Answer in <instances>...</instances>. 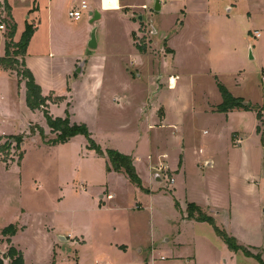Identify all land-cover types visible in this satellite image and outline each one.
Returning <instances> with one entry per match:
<instances>
[{
	"label": "rangeland",
	"instance_id": "1",
	"mask_svg": "<svg viewBox=\"0 0 264 264\" xmlns=\"http://www.w3.org/2000/svg\"><path fill=\"white\" fill-rule=\"evenodd\" d=\"M48 1L39 0L37 16L33 0L14 5L19 18L26 10L23 17L39 26L33 54L45 53L50 66L36 65L35 73L38 83L53 91L47 92L51 115L69 113L72 123L85 124L103 151L131 153L138 146L145 187H150L147 156L166 152L172 171L183 163L175 184L165 167L152 171L162 181L155 183L150 200L143 199L141 187L108 174L106 157L89 148L85 134L47 145L57 134L43 112H31L26 90L0 72V136L9 134L3 142H10L1 155L9 166L0 160V257L8 251L2 230L14 224L25 227L14 245L26 264H146L151 248L157 264H170L175 246L181 264H261L242 250L231 251L212 225L191 223L202 215L212 218L264 260V119L257 133L255 110L214 111L222 103L221 83L234 97L261 108L264 118V0H160V12L156 0H121L120 13L104 12L94 23L97 50L88 48L95 1L84 0L89 10L80 21L68 14L83 0L49 9L55 29L51 42ZM2 38L0 32V46ZM138 44L153 56L141 55ZM84 52H90L83 57L85 73L69 79ZM169 76L177 90H169ZM173 96L179 97L176 103ZM159 103L169 115L160 129L155 124ZM18 135L24 136L25 149L9 140ZM112 192L117 197L111 201ZM191 203L197 207L189 208ZM117 244L128 246L129 253Z\"/></svg>",
	"mask_w": 264,
	"mask_h": 264
},
{
	"label": "trees",
	"instance_id": "2",
	"mask_svg": "<svg viewBox=\"0 0 264 264\" xmlns=\"http://www.w3.org/2000/svg\"><path fill=\"white\" fill-rule=\"evenodd\" d=\"M3 11L7 13V16L10 18V7L7 2L3 4ZM2 22L8 24V32L6 35V43H5V56L0 57V68L15 72L19 83L24 82L26 87V105L27 107L35 112V111H42L43 115L46 119L48 127L51 129L52 132L57 134V137L54 140L48 142L50 145H57V144H65L69 142L73 137L81 134H85L87 136L89 142V148L94 150L96 154L101 157L107 158V171H115L121 172L127 175L129 180L136 184L137 186L142 188V181L137 174L136 168L133 163V158L130 155L122 154L114 149H107L103 151L102 148L90 137L88 133L87 126L85 124H76L72 123L70 120L69 113H66L65 118L61 117H53L48 110V103L51 101L50 97L44 96L41 86L36 82L35 76L33 75L32 71L27 67L24 57L26 55L28 46L30 41L36 31V28L32 25L27 24L24 33L18 43L14 41V37L16 34V24L9 21V19H4ZM136 48L145 53L147 47L145 45H136ZM218 90L222 97V103L217 106L216 111L220 113H229L235 109H244L247 111L255 110L257 112V119L262 123V109L258 108L257 106H253L248 102H245V99L240 97H234L233 94L221 83H218ZM61 99V98H60ZM246 103V104H245ZM41 133L43 139H45V135L43 130L37 127ZM257 132H261L260 126L257 128ZM2 137H0V141ZM9 140H13L17 144V148L20 149L21 145L24 143V136H11ZM10 142H6L0 145V154L4 157V154L9 150ZM24 158V154L21 153L19 155L20 161ZM1 160L9 166L6 159ZM190 207H197L195 204L191 203ZM189 216L194 218V213L190 210ZM196 220V219H195ZM196 221L202 223H208L214 227L216 234L225 242L228 248L231 251H244L248 256L255 257L259 260L261 264H264V260L261 258L260 255H254L249 251H246L242 246L237 244L235 238L230 237L224 231L219 229L212 218L200 216ZM18 232V227L14 224L7 226L2 230V235L7 238L9 245H11L10 238L15 236ZM4 259H9V264H25V259L23 252L18 250L14 246H10L7 253L4 254L3 257H0V264H4Z\"/></svg>",
	"mask_w": 264,
	"mask_h": 264
},
{
	"label": "crops",
	"instance_id": "3",
	"mask_svg": "<svg viewBox=\"0 0 264 264\" xmlns=\"http://www.w3.org/2000/svg\"><path fill=\"white\" fill-rule=\"evenodd\" d=\"M14 1H17V4L20 6V7H22V5H24V4H26V2H28L29 0H0V24H3L4 26H5V30H0V32L2 33V35H3V38L1 39V46H0V57H4L5 56V43H6V35H7V32H8V24L7 23H5V22H2V20H4L5 18L6 19H9V21H11L12 23H15L16 24V27H17V29H16V34H15V37H14V41L16 42V43H18L19 41H20V39H21V37H22V34L24 33V31H25V29H26V25L27 24H29V25H32L33 27H35L36 28V31H35V33H34V35H33V37H32V39H31V41H30V44H29V46H28V49H27V52H26V55H25V57H24V60H25V63H26V65H27V67L32 71V73H33V75L35 76V79H36V82L38 83V81H37V75H36V73H35V66L37 65V66H43V68L44 69H46V68H48L50 65H49V62L47 61V58H46V54L45 53H42V52H38V50H36V52L37 53H34L33 54V48H34V46H35V44L38 42V39H39V36H38V31H39V26H37L36 25V22L35 23H31V22H29L28 20H29V18H30V16H26V17H23V11H26V10H23L22 11V18H19V14L20 13H18V11H17V9L15 8V5H14ZM34 2H33V14L34 15H38L39 13H40V6H41V4H42V2L40 1V3H39V0H33ZM67 0H49L48 1V5H47V10H48V18H47V22H46V29H47V31H48V34H49V32H51V38H50V42H51V40L52 41H54V34H55V29H54V27H53V25H52V18H50V16H49V9H60L61 7H63V5H64V3L66 2ZM95 1V10H97L98 9V11H100V13H101V15H102V17H103V15H104V12H117V13H120V10H109V9H105V7H104V5H103V0H94ZM119 1V6L121 7V0H118ZM5 2H7L8 3V5H9V7H10V12H11V16H10V18L7 16V13L6 12H4L3 11V9H4V7H3V4L5 3ZM83 2H85L86 4H87V2L86 1H82L81 2V4L83 3ZM37 3H38V5H37ZM80 4V5H81ZM88 5V4H87ZM162 6V5H161ZM80 7V6H79ZM78 7V8H79ZM88 10H89V7H88ZM87 10V11H88ZM231 10H229V12H230ZM84 12H86V11H84ZM83 12V13H84ZM31 13V12H30ZM91 14V11H90V13H89V15ZM91 16V15H90ZM102 17H101V19H102ZM92 19V18H91ZM100 19V20H101ZM72 20V19H71ZM81 20V19H80ZM80 20H78V21H80ZM99 20V21H100ZM73 21H75V20H73ZM90 21V23H91V20H89ZM92 25L90 26V30L89 31H92L91 29H93V27H94V23H91ZM99 29H100V27H99ZM62 31H60L59 32V35H62ZM257 33V34H256ZM255 33V36L258 38V37H261L260 36V33H258V32H256ZM89 40H90V37H89ZM89 40H88V42H89ZM99 47V46H98ZM98 47H97V49H98ZM89 48V47H88ZM135 48H136V46H135ZM90 49V48H89ZM97 49H95V50H97ZM91 50V49H90ZM136 50H138L137 48H136ZM139 51V50H138ZM91 52V51H90ZM89 52V53H90ZM89 53L87 52V53H82L79 57L80 58H78L77 59V62H75V72H74V74H69L68 75V78L69 79H71L73 76H81V75H83L84 73H85V71H86V68H87V60L86 59H83V57H85V56H89ZM139 53L141 54V55H146V56H149V55H152V54H148V50H146V52L145 53H142V52H140L139 51ZM153 56V55H152ZM156 57H160V55L159 54H157L156 55ZM81 63H83V67H82V73H77L76 72V70H77V68L79 67V65L81 64ZM0 72L1 73H6V74H9V75H11V76H14L15 78H16V80H17V82H18V85H19V88H20V90L22 91V89H25L26 90V87H25V83L24 82H21V83H19V80H18V77H17V75H16V73L15 72H10V71H6V70H4V69H2V68H0ZM71 76V77H70ZM160 76V75H159ZM170 78H173V79H175L174 77H172V76H169V86H168V88H169V90H177V83H175L174 84V86L172 85V87L170 86ZM69 83V81H68V79H67V84ZM39 84V83H38ZM40 85V84H39ZM41 86V88H42V91H43V95L44 96H50L48 93L49 92H53V91H47L42 85H40ZM69 86V85H68ZM73 90V89H72ZM160 90V89H159ZM48 92V93H47ZM48 94V95H47ZM58 96V95H57ZM61 97H66V96H61ZM174 97V99L172 100V103H176L177 101V99L179 98L178 96H173ZM25 98H26V92H25ZM245 99V98H244ZM25 103H26V101H25ZM49 103H51V102H49ZM62 103H64V102H62ZM51 105V104H50ZM27 106V105H26ZM162 106V107H161ZM159 109H161V112H160V115H159V118H158V120L155 122V124H156V126H157V128H159L160 129V127H164V126H166L167 124H168V118H169V115H168V109H167V106H165V105H163V104H161V103H159L158 104V106H157ZM28 108V107H27ZM29 109V108H28ZM216 109H217V107L215 108V110L214 111H216ZM30 110V109H29ZM31 111V110H30ZM234 111H236V110H233V111H231V112H229V113H223V114H227V115H229V114H231V113H234ZM31 112H33V111H31ZM35 112H38V111H35ZM217 112V111H216ZM220 113V112H219ZM65 118V117H64ZM262 119H264V118H262ZM70 120H72L73 121V118L72 117H70ZM75 122V121H74ZM153 124V123H152ZM260 124H262L260 121H259V125L257 126V128L260 126ZM48 126V125H47ZM168 126H173L175 129L177 128V130H178V126H176V125H171V124H169ZM150 128H153L154 127V125H150L149 126ZM257 128H256V132H257ZM258 133V132H257ZM9 135V134H8ZM7 134L6 135H1L0 137H2V140L0 141V145H2V144H4L5 142H3V140H5V138H6V136H8ZM233 136H235V137H233V139L235 138V139H238L237 138V133H234L233 134ZM45 144V143H44ZM24 149H25V142H24ZM47 145H50V144H47ZM51 146H53V145H51ZM115 150V149H114ZM117 151V150H116ZM137 151H139V148H138V146H136V149L135 150H133L131 153H122V154H125V155H130L132 158H133V161H134V166H135V168H136V171H137V174L139 175V177H140V179H141V181H142V188L140 189L141 190V192L139 193V195H140V197L141 198H147V200H150V198H152L153 196H154V194L156 193L155 192V189H154V186H155V183H159V182H161L162 181V179L160 180V181H158L156 178H157V176H158V174H154V173H152V171H155V170H157V169H159V167H160V165L161 166H163V167H165V170L167 171V172H170V173H172V175H173V182L172 183H176L177 182V178L180 176V172H181V166H182V163H183V160L182 161H180V163H179V166L178 167H180V169L179 170H175V171H172L171 170V168H170V166H168V164H167V159H168V154L166 153V152H163V154H158V153H152V155H149V156H147L146 157V159H147V161H148V169H149V174H148V177H149V183H150V187H145L144 186V184L145 183H147V181L144 179V177L142 176V174H141V172H140V169H139V164L140 163H142V158H141V156L139 155V154H137ZM119 152V151H118ZM121 153V152H120ZM25 154H26V151H25V153H24V158H25ZM24 158H23V160H24ZM0 160H1V154H0ZM23 160L20 162V164L19 165H22V162H23ZM105 160L107 161V159L105 158ZM143 160H145V158L143 159ZM2 161V160H1ZM208 165H212V163L211 162H208ZM7 166V165H6ZM162 169V168H161ZM108 174L110 175V176H114V177H122V179H123V181H124V184L125 185H129V178L127 177V175L126 174H124V173H121V172H115V171H111V172H108ZM160 177V176H159ZM176 189V188H175ZM159 192H160V189H159ZM128 196H130V194H128ZM117 197V193L116 192H112V193H109V196H108V200H113V198L115 199ZM102 199H104V196H102L101 197ZM103 201V200H102ZM106 203L107 202H105V201H103V204L104 205H106ZM194 204V203H193ZM141 205V204H140ZM139 204H138V206H136V208H141V206H140ZM104 209H105V207H104ZM107 209V208H106ZM182 209V208H181ZM108 210H111V208L110 207H108ZM182 212L183 211H181V216L180 217H182ZM216 213H217V215H219L218 214V212H217V210H216ZM179 217V218H180ZM179 220V219H178ZM181 224L183 225V226H187V225H190V223L189 222H183L182 220H181ZM193 226H195V225H200V226H203V225H206V224H208V223H206V224H204V223H202V222H198V221H194V222H192L191 223ZM6 228V227H5ZM22 228V229H21ZM21 228H18V232H17V234L22 230H25V227L23 228V226H21ZM180 233V232H179ZM17 234L15 235V236H13V237H11L10 238V240H11V245L12 246H14L15 247V245H14V239L16 238V236H17ZM5 238V237H4ZM5 240H6V243H5V245H6V248H8L9 249V247L11 246V245H9V243H8V241H7V238H5ZM168 241V240H167ZM178 245H181V244H179L178 242H176ZM118 245V244H117ZM119 246V245H118ZM177 247V248H176ZM17 248V247H16ZM118 248H121V251H124V255H126V254H128L129 253V249H128V246H126V245H121V246H119ZM18 249V248H17ZM176 249H178V246H175V251L173 252V255H172V257L169 259L170 261H171V263L170 264H181L182 263V261L183 260H180V258L182 257L181 255H180V253H178L177 251H176ZM19 250V249H18ZM20 251H22V250H20ZM156 250H154V248H151V250H150V253L148 254L149 255V257L151 258V260H150V263L151 264H157V258L154 256V252H155ZM23 252V251H22ZM139 252L141 253L142 252V250H139ZM3 256H4V254H3ZM197 257V256H196ZM25 259V258H24ZM162 260H163V257L161 258ZM187 263H193L192 261H186ZM194 262H196V261H194ZM95 263H98V262H95ZM150 263H146V264H150ZM25 264H26V261H25ZM99 264V263H98Z\"/></svg>",
	"mask_w": 264,
	"mask_h": 264
},
{
	"label": "water",
	"instance_id": "4",
	"mask_svg": "<svg viewBox=\"0 0 264 264\" xmlns=\"http://www.w3.org/2000/svg\"><path fill=\"white\" fill-rule=\"evenodd\" d=\"M155 11L156 12H160L161 11V9H162V6H161V3H160V0H156V4H155ZM91 17H92V19H91V23H96V22H98L100 19H101V17H102V15H101V13H100V11H98V10H95V11H93V12H91ZM143 20V17L142 16H140L139 17V21L141 22ZM97 30H98V27L96 26V27H94L93 28V31H92V33H91V35H90V40H89V42H88V47L91 49V50H95V49H97V47H98V43H97ZM82 67H83V63H81L80 65H79V67L77 68V70H76V72L77 73H82ZM246 104V103H245ZM158 181H160L161 179H160V177L159 176H157V178H156ZM62 238V237H61Z\"/></svg>",
	"mask_w": 264,
	"mask_h": 264
},
{
	"label": "built area",
	"instance_id": "5",
	"mask_svg": "<svg viewBox=\"0 0 264 264\" xmlns=\"http://www.w3.org/2000/svg\"><path fill=\"white\" fill-rule=\"evenodd\" d=\"M87 10H88V5L85 2H83L79 8L69 11V14H68L69 18L72 20L78 21L82 18L83 12ZM0 29L5 30L6 28L3 24H0ZM170 86L172 87L171 81H170Z\"/></svg>",
	"mask_w": 264,
	"mask_h": 264
},
{
	"label": "bare ground",
	"instance_id": "6",
	"mask_svg": "<svg viewBox=\"0 0 264 264\" xmlns=\"http://www.w3.org/2000/svg\"><path fill=\"white\" fill-rule=\"evenodd\" d=\"M103 5L105 9L109 10H120L119 1L118 0H103ZM171 84L174 86L175 79L170 78Z\"/></svg>",
	"mask_w": 264,
	"mask_h": 264
}]
</instances>
